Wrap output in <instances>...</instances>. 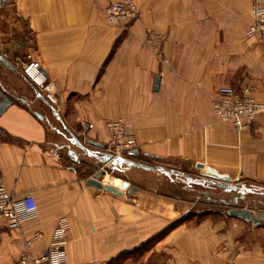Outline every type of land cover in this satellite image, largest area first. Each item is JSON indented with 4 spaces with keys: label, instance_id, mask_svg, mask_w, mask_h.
I'll list each match as a JSON object with an SVG mask.
<instances>
[{
    "label": "crops",
    "instance_id": "1",
    "mask_svg": "<svg viewBox=\"0 0 264 264\" xmlns=\"http://www.w3.org/2000/svg\"><path fill=\"white\" fill-rule=\"evenodd\" d=\"M119 1L0 0V19L13 8L32 37L19 54L0 38L1 55L14 68L0 61V97L12 101L0 116V185L17 197L32 194L38 205L37 217L18 230L0 220V264L19 260L36 234L30 254L47 249L62 220L68 264H110L139 249L159 264H264V220L254 225L228 215L250 210L246 183L264 184V114L238 135L212 111L223 86L252 85L264 99V43L247 38L254 1L133 0L138 19L111 25L104 10ZM151 34L160 46L148 42ZM29 59L40 64L55 104L25 76ZM118 119L130 123L137 142L139 156L130 159L204 165L247 192L184 190L186 197L174 200L133 181L134 196L87 186L104 167L106 125ZM77 168L95 171L85 178ZM125 170L113 167V174ZM108 172L103 183L119 186ZM204 206L210 209L196 211Z\"/></svg>",
    "mask_w": 264,
    "mask_h": 264
},
{
    "label": "built area",
    "instance_id": "2",
    "mask_svg": "<svg viewBox=\"0 0 264 264\" xmlns=\"http://www.w3.org/2000/svg\"><path fill=\"white\" fill-rule=\"evenodd\" d=\"M254 21L247 32L248 39H259L264 43V0H253ZM106 20L111 25L128 24L136 21L139 9L133 0H122L109 4L105 8ZM148 42L157 47L161 45L158 35H150ZM158 58L163 59L161 53ZM25 76L41 91H45L46 99L55 104L52 94L53 87L48 82L40 64L30 60L23 68ZM257 88L246 85L240 90L230 86H223L218 91V97L212 104L215 118L223 124L232 127L234 133L241 134L252 129L258 117L264 114V99L256 96ZM110 140L107 154L116 159L126 158L135 151L137 142L131 131L130 123L124 119L108 122L106 125ZM38 215V205L32 194L17 197L4 185H0V220H4L12 231L18 230L23 224L35 219ZM68 223L59 222L55 229L50 246L36 256L30 254L33 243L40 238L36 234L25 245L19 260L12 264H68L66 253ZM237 264V263H228Z\"/></svg>",
    "mask_w": 264,
    "mask_h": 264
},
{
    "label": "rangeland",
    "instance_id": "3",
    "mask_svg": "<svg viewBox=\"0 0 264 264\" xmlns=\"http://www.w3.org/2000/svg\"><path fill=\"white\" fill-rule=\"evenodd\" d=\"M9 11L10 12L7 14V18L3 20L0 19V31L4 33V35L0 38L4 44H10L12 49L17 50L16 53L19 54L18 50H21L22 46L24 45H29L31 43L32 37L30 36V33L27 29L26 22L15 15L13 8H10ZM126 158H128V156ZM144 162H147V164L150 166H160L165 171L174 173V175L173 177L159 175L149 179L145 177L143 178V176L140 178L138 172H132L131 170H128L129 167L126 166H124L127 169L125 170V174H113V172L108 170L110 167L107 170L110 172V175L112 174L114 177H117L118 180H124L130 183L133 181L134 183H131L132 185L138 186L140 188H150L152 190L155 189L158 194H165L174 200L186 197V194H184L185 191L182 190V187L185 188V186H183L182 179L178 178L179 175H190L197 181H203L204 178L207 180L206 176L201 175L202 173L204 174L205 171L196 169L190 170V166L180 161L170 160L160 163L153 160H144ZM83 169L78 170L84 171L82 175L85 178L91 176L95 171L94 169ZM108 180L109 179H107L106 182L107 185H109ZM115 183H118V181H115ZM206 183L213 182L211 180H207ZM184 184L188 186L187 183ZM244 187L251 191V194L247 197V204L250 210L254 215H264V184L251 182L246 183ZM194 188H196V190L199 192L203 191V189L201 190L200 187L194 186ZM209 209V207L205 206L197 207L196 211H206ZM141 255H143L142 249H139L136 252H131L130 254H126L123 264H159L162 262L160 257L157 258L156 256H151L148 258H143Z\"/></svg>",
    "mask_w": 264,
    "mask_h": 264
},
{
    "label": "water",
    "instance_id": "4",
    "mask_svg": "<svg viewBox=\"0 0 264 264\" xmlns=\"http://www.w3.org/2000/svg\"><path fill=\"white\" fill-rule=\"evenodd\" d=\"M0 61L3 63L7 68L14 70V68L8 63V61L1 55V50H0ZM160 89V79L156 78L154 81V92L158 93ZM2 101L0 100V116L5 112V110L12 104V101H10L7 98L0 97ZM38 118L42 119L41 116L37 115ZM75 144L78 148L86 152L87 154H90L88 149L74 137ZM92 145V143H89ZM139 152L137 150L132 151L128 154V158H120L116 159L112 155L109 154H104V158H100V161L104 164V167L100 168V170L95 173L91 178L87 180V186L92 187L99 192H106L112 195L116 196H125L126 194L129 196H134L137 188L135 186H132L128 181L122 180L120 182L119 186H113V185H105L103 183V178L107 174V165L106 164H111L109 165L110 168L114 167H129V168H137V169H142L144 171L148 172H154V173H159V174H166L168 176L173 175L170 172H166L163 169H159L156 167H152L146 163H140L133 161L130 159L131 157H138ZM197 168L200 170H205V176L208 178H211L215 180L214 186L223 190H226L228 192H239L242 194H245L247 192V189L244 188H239L237 186H232V180L230 179L229 176L227 175H222L217 173L211 168L205 169L204 165H197ZM109 170V169H108ZM238 203V200L236 201V204ZM228 215L237 219H242L247 222H252L254 225H259L261 220H264V215H254L251 213L250 210L248 209H231L228 212Z\"/></svg>",
    "mask_w": 264,
    "mask_h": 264
},
{
    "label": "trees",
    "instance_id": "5",
    "mask_svg": "<svg viewBox=\"0 0 264 264\" xmlns=\"http://www.w3.org/2000/svg\"><path fill=\"white\" fill-rule=\"evenodd\" d=\"M147 164V163H146ZM109 171L110 172H114L113 171V167H111V168H109ZM181 176V175H180ZM180 179H182V178H180ZM182 181H183V186H185V188H183L182 187V190L184 191V190H195V191H197L196 190V188H194V186H196V187H200L201 188V190L203 189V190H206V189H216V187L214 186V183H215V180L214 181H212L213 183H206V180L205 179H203V181H197V180H195V179H189V181H187V180H183L182 179ZM191 181V182H190ZM184 183H187L188 184V186H186ZM211 187V188H210ZM200 200L206 205V206H213L214 204L213 203H210L209 201H208V198H205V197H203V196H200ZM225 207V206H224ZM125 261V259H124V256H120V257H118V258H116V259H114L113 261H111L110 262V264H123V262Z\"/></svg>",
    "mask_w": 264,
    "mask_h": 264
},
{
    "label": "flooded vegetation",
    "instance_id": "6",
    "mask_svg": "<svg viewBox=\"0 0 264 264\" xmlns=\"http://www.w3.org/2000/svg\"><path fill=\"white\" fill-rule=\"evenodd\" d=\"M180 179V177H178Z\"/></svg>",
    "mask_w": 264,
    "mask_h": 264
}]
</instances>
